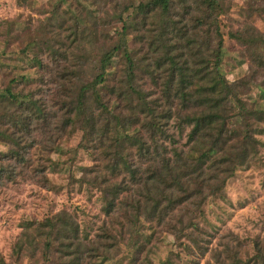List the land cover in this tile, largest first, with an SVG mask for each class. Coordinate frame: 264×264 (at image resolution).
<instances>
[{
  "label": "rangeland",
  "instance_id": "1",
  "mask_svg": "<svg viewBox=\"0 0 264 264\" xmlns=\"http://www.w3.org/2000/svg\"><path fill=\"white\" fill-rule=\"evenodd\" d=\"M147 1L0 0V264H71L75 255L82 264H264V0H222L220 35L200 28L195 35L209 38L211 49L221 45L220 70L236 94L225 97L216 153L208 127L192 134L195 123L186 121L210 107L176 102L162 120L165 134L154 137L150 117L132 105L133 84L151 108L167 109L162 79L146 69L151 58L167 57L150 48L166 36V17L157 8L144 19L138 5ZM182 9L171 0L172 16ZM121 41L134 69L124 51L102 63ZM178 48V62L196 63ZM237 97L250 110L243 119ZM247 124L259 143L242 166L225 171L231 161L222 158L244 151L243 134L232 139L230 131ZM153 138L184 175L181 191L167 189L175 201L163 220L144 212L148 194L134 184L140 175L126 170L130 162L145 174L151 162L137 144ZM117 153L123 160L114 169Z\"/></svg>",
  "mask_w": 264,
  "mask_h": 264
},
{
  "label": "trees",
  "instance_id": "2",
  "mask_svg": "<svg viewBox=\"0 0 264 264\" xmlns=\"http://www.w3.org/2000/svg\"><path fill=\"white\" fill-rule=\"evenodd\" d=\"M180 1L183 4V9L182 12L179 11V13L177 10L178 16L175 17L172 16L173 11H170L171 0H148L147 2H141L138 5V13L141 16L143 15L142 17L144 19L147 18L144 14L151 13L157 8L161 9L162 15L166 17L162 28L164 31L162 35L166 36H164V38L159 37L160 39L152 38L150 48L157 52L159 49H163L166 52L167 57L165 59H162V56H160L161 58H151L150 61L146 63V69L154 80L162 79L161 86L163 97H165V102L167 104V109L165 111L159 109V103L157 106L151 108V106L147 104L144 99L146 97L145 93H143L139 88H135L133 84L130 87H132V91L137 95L138 102L137 105H132L133 107L143 109L142 114L150 117L149 124L147 126L150 127L154 137L158 133L165 134L162 120H168L173 117L172 108L173 104L176 102L180 101L184 109H186L189 104L210 107V110L207 113L203 112L202 115L198 117H187L186 121L195 123L194 128L192 129V134L203 131L205 126L208 127L207 130L209 132H207V134L212 137L214 143V146H211L212 153H216L217 149L215 147L219 146L218 144L223 143L221 140H225L222 133L223 129H218V127L221 126L220 122H222L225 118V113L223 112L227 109L225 97L228 95H234L236 97V94L234 90H232L231 84L220 70V59L222 55L221 45L219 44L217 49H211L209 45V38H200L201 40H199L195 38V35L200 34L201 36L203 30L200 29L206 30L205 35L202 33L203 36L208 34L206 37H211L212 34H215L216 36L220 35L218 18L219 14L222 13L224 5L222 0H195L196 6H194V2H191V0ZM202 4L206 5L207 11H201ZM198 11L200 12L197 14ZM202 12L205 13L201 14ZM73 15L76 16L77 20L79 19L76 14ZM141 20L143 19L141 18ZM128 26L129 24L126 23L123 28H127ZM233 36L241 38L238 34H233ZM242 39H244V37H242ZM180 46H183L184 50H189L190 55H192L191 60L196 63H190L187 58L181 63L178 62V57L175 56L172 51ZM118 51L125 52L124 54L130 62V67L134 69L136 67V62H134L131 57L130 50H128L125 41H121L118 46L108 50L104 54L105 57L102 58V63H109L112 56ZM211 55L216 57L214 62L211 61ZM150 57L148 56V58ZM166 65L167 67H165ZM99 76L101 79L104 77L103 73ZM9 91L12 98H18L12 90L9 89ZM236 99L237 106L235 107V110H238V112H236L237 117L243 119L246 115L250 114V110L245 108L239 97ZM78 103L80 104V112L78 111V107L75 106V109L77 110L76 117H79L83 113L85 107V102L83 100H80ZM36 111L38 115L43 113V109L39 106H37ZM69 123L70 119L68 118L67 124ZM230 134L231 138L232 136L234 138L235 136L237 137L240 134H243L242 138L238 140L242 143L244 151L243 153L241 152L236 154L232 158H222L219 163H228L231 161L225 171L231 170V163H234V166H232L233 171L236 170L237 167L242 166L245 161V155L247 156L250 151L254 152V147H256V144L259 143V141L255 140L251 135L249 124L246 125V129L244 131H240L239 133L237 127H235L230 131ZM152 143L153 145L147 142L137 144L139 146L138 151L140 156L142 158H148L151 162L150 166L144 170L145 174L139 173V169H137V167L133 168L130 162H126V170L127 172L129 171L131 177L134 175L136 179H138L137 176H141H139L140 182L134 181V184H143V191L148 194V200L145 201L146 206L144 212L151 217H157L159 220H163V218L167 216L168 212L172 209L173 206L171 207V205L175 201L173 198H169L170 194H168L167 189L171 190L174 188L175 190L179 187L174 192L178 193V191H181V177L184 175H180V172L175 170L171 164L170 157L167 158L164 156L162 145L156 138H153ZM122 160L121 155L117 153V159L113 164L114 169L120 165ZM168 179H170V182H168ZM226 181L227 179H225L223 183ZM151 191H154L158 195H152L150 193ZM187 191L189 190L187 189ZM188 197H191V195L189 194ZM79 229L78 224H75L74 231L76 234L79 232ZM73 246L74 248L72 253L75 255L77 252H80V243L75 244V241H73V243L70 242L68 245V247ZM68 255H70V253L66 252L65 256ZM75 256L76 257L72 259L71 264H82L81 261L83 260V257L80 255Z\"/></svg>",
  "mask_w": 264,
  "mask_h": 264
}]
</instances>
